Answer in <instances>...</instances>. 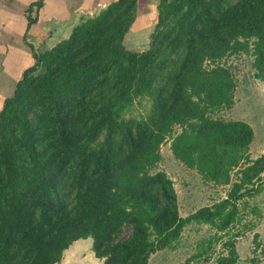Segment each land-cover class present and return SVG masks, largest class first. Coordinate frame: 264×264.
I'll return each instance as SVG.
<instances>
[{"label": "trees", "instance_id": "16d2710c", "mask_svg": "<svg viewBox=\"0 0 264 264\" xmlns=\"http://www.w3.org/2000/svg\"><path fill=\"white\" fill-rule=\"evenodd\" d=\"M44 1L25 10L23 40ZM138 5L112 0L42 52L25 41L34 62L0 107V264H57L86 238L104 264H147L191 222L218 240L240 221L239 202L261 192L252 127L214 114L234 104L228 55L250 53L264 85V0H157L149 48L135 52L123 39ZM144 100V115L125 117ZM167 139L204 182L230 185L226 197L181 216L172 179L154 171ZM225 246L216 264H236L234 243Z\"/></svg>", "mask_w": 264, "mask_h": 264}, {"label": "rangeland", "instance_id": "374dc122", "mask_svg": "<svg viewBox=\"0 0 264 264\" xmlns=\"http://www.w3.org/2000/svg\"><path fill=\"white\" fill-rule=\"evenodd\" d=\"M156 6L157 0H139L136 18L123 39V44L128 50L140 52L149 48L150 36L157 21ZM104 7L105 5H98L92 11H83L81 18L92 16L95 11H99ZM19 8H21L20 3L17 4L15 11L21 14ZM18 16H13V18L9 19L12 22L15 21L16 26L25 22V16ZM8 26L12 27L11 24H8ZM15 31H20V28H15ZM65 34L67 33L55 35L50 31L42 33L37 36V39L32 40L34 42L33 45H37L36 50L40 52V47L45 48L44 45L49 40L62 38ZM1 35L2 33H0V53H4V51L9 53V49L17 48V45H12V43L14 44L19 39L18 36L12 33L10 39L12 43L9 39H7V43L5 42V37H8L7 32L3 36ZM32 48L34 47L32 46ZM33 62V59H23L19 65H10L9 69L8 67H1L4 66V63L0 62V107L2 100L8 94H11L13 81L18 79L22 68L32 65ZM252 62L253 56L250 53L230 54L222 60L224 66L228 67L232 72L236 86H238V91L236 90L238 102L231 107L233 109L218 111L214 114V117L226 120L227 117L231 120H248L251 125L247 123L255 133L251 155L257 157L260 155V151L256 148V145L264 148V87L253 77ZM13 74L16 79L12 81ZM5 78L6 80L3 81ZM147 107L148 102L146 100L142 101V104L136 102L125 114V117L144 115ZM175 129L176 132L180 131L178 127ZM160 153L162 157L154 171L164 170L172 179L178 196L181 216L187 217L201 207L211 206L226 197L230 185H214L211 182H204L196 170L186 168L175 159L170 150L169 139L160 146ZM231 177L233 181L237 178L233 172H231ZM238 207L239 213L243 217L227 233H220L219 235L221 236L218 240H213V237L216 236L215 230L209 225L191 222L184 227L179 239L173 243L171 248H164L151 254L147 264H180L192 255H199L193 260L192 264H216L217 257L221 254H226L227 247L225 245L229 240L234 243V248L237 252L238 261L236 264H264V256L260 251L261 246L254 249L256 244L264 245V241L260 233L254 232L256 231L255 225L252 226V222L254 223L253 219L260 214V208L253 206V203L248 198L239 202ZM129 233V228L126 227L123 229L121 236L127 237ZM78 256L81 257L82 254H78ZM64 258L65 255L63 254L60 263Z\"/></svg>", "mask_w": 264, "mask_h": 264}, {"label": "crops", "instance_id": "0c3cea01", "mask_svg": "<svg viewBox=\"0 0 264 264\" xmlns=\"http://www.w3.org/2000/svg\"><path fill=\"white\" fill-rule=\"evenodd\" d=\"M34 1L36 0H0V8H2L3 3H6V8H7L6 12L4 13H2L1 11L2 9L0 10V16L2 15L1 17L3 18L2 19L3 21L0 22V28L3 31V32L1 31V33L2 35H5V33L7 32L8 35V37H5V41L7 42V39L9 40L11 39L12 33H14L16 36L19 37V39H17L14 44L10 40L12 45H17V48L14 47L12 48L13 50L9 49V53H6L7 51H4V53L3 52L0 53V62L4 63V66L1 67H5V68L8 67L9 69L10 65L12 66L15 64L19 65L20 61L23 59L32 60L33 59L32 53L28 45L33 46L34 51L38 52L36 50L37 45H33L34 44V42L32 41L33 39H37L38 38L37 36H40L42 33H46L49 31L55 35L67 33L62 38H58L56 40L50 38L51 40H49L46 43V45H44L45 48L40 47L41 48L40 52L50 49L60 40L67 38L69 36L72 28L80 22L81 14L83 11H92V9L98 5L106 6L112 0H45L43 7L39 11L38 21L30 26L23 40V37L20 34H17L18 32L15 31V28L18 27L20 28L21 24L16 26L15 21L12 22L9 19L13 18V16L17 17L18 15H19L18 17L25 16V10L29 7L30 3ZM17 2L21 4V8H19L21 14L18 11H15L18 4ZM96 12L98 11H95L93 14H95ZM8 24H11L12 27H9ZM22 24H24V22ZM28 36L29 38H27ZM25 41L26 43H28V45L25 43ZM17 52H18V57H17ZM24 69L25 66L22 68L19 75H21ZM13 79H16V76L14 74L12 76V81ZM5 80L6 78L3 81ZM13 82L15 83L16 81ZM261 86L264 87L263 84ZM236 90L238 91V86H236L235 88L233 105H235L238 102V94H236ZM227 120H231V119L227 117ZM242 121L249 123V121L245 119ZM254 140H255V133H254L253 141L249 146V154L251 159H256L262 154H264V148L256 145V148L259 149L260 151V155L257 157L251 155L252 144ZM249 200L253 203V206H258L260 208V214L253 219L254 223L252 222V226L255 225L256 231L254 232L260 233V236L264 241V184L262 186L261 192L249 198ZM241 217H243V215H241ZM258 228L260 229L257 230Z\"/></svg>", "mask_w": 264, "mask_h": 264}, {"label": "water", "instance_id": "95a60500", "mask_svg": "<svg viewBox=\"0 0 264 264\" xmlns=\"http://www.w3.org/2000/svg\"><path fill=\"white\" fill-rule=\"evenodd\" d=\"M63 254L65 258L61 263L59 262L60 264H104L105 262V258H97L92 251L91 238L75 241ZM78 254H82V256L79 257Z\"/></svg>", "mask_w": 264, "mask_h": 264}]
</instances>
